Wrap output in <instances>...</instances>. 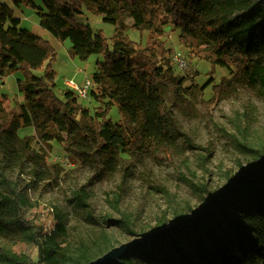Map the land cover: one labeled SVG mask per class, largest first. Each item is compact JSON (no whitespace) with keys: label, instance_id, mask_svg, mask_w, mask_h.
Returning <instances> with one entry per match:
<instances>
[{"label":"trees","instance_id":"trees-1","mask_svg":"<svg viewBox=\"0 0 264 264\" xmlns=\"http://www.w3.org/2000/svg\"><path fill=\"white\" fill-rule=\"evenodd\" d=\"M37 11L40 26L60 41L70 39L72 57L87 60L100 54L94 80L99 91L91 92L104 102L95 115L100 118L96 149L110 152L128 148L137 143L163 145L172 134L180 131L174 112L165 105V94L180 88L182 81L174 76L171 66L159 62L165 59V27L180 29V41L190 53L208 61L212 72L217 66L234 69L235 77L250 85L264 88V0H12ZM103 16L105 23L115 27L109 39L103 30L95 31L89 23L79 20L84 7ZM121 18L119 22L118 18ZM132 18V28L148 31L143 45L131 39L125 19ZM22 20L14 8L0 0V67L10 73L22 71L30 82L19 81L25 96L22 113L10 120L0 121V148L18 159L22 155L14 146L21 140L18 129L22 123L35 124L46 141H65L68 136L87 137L85 126L77 118H90L88 108L67 90L61 98L54 90L58 72L52 62L57 52L50 41L31 30L20 27ZM44 68L41 77L33 70ZM211 78L208 85L213 83ZM216 86V85H215ZM214 86V87H215ZM8 96L0 92V104ZM117 105L132 129L108 117ZM1 117V112H0ZM3 135V136H2ZM88 140L92 141L90 138ZM142 144V145H143ZM28 147V145H26ZM255 153V160L264 150L242 144ZM1 154H0V162ZM4 173V170H2ZM227 179L233 177L226 174ZM9 193L0 188V235L8 226L17 225L27 243L40 244L37 261L18 257L12 249L19 238L7 247L0 244V264H52L58 261L60 247L54 244L57 233L63 229L58 222L55 233L45 236L43 227L29 221L25 210L28 199L21 195L17 185L3 176ZM122 192H116L118 204ZM77 198L85 205L82 188ZM108 222H113L107 217ZM121 222L131 229L125 216ZM112 243L80 246L69 256L71 264H86L104 254ZM264 264V170L244 182L236 191L197 227L187 229L166 240L149 243L126 253L111 264Z\"/></svg>","mask_w":264,"mask_h":264},{"label":"rangeland","instance_id":"rangeland-1","mask_svg":"<svg viewBox=\"0 0 264 264\" xmlns=\"http://www.w3.org/2000/svg\"><path fill=\"white\" fill-rule=\"evenodd\" d=\"M3 1L21 18L20 27L40 35L55 48L57 57L52 65L58 74L53 87L61 98L67 91L66 79L82 82L89 78L98 93L94 75L102 55L94 54L87 60L72 57L71 40L62 42L43 29L37 11L24 5L17 7L12 0ZM37 2L42 4V0ZM79 20L89 23L95 31L103 30L109 39L114 34L115 27L86 6ZM118 20L122 21L120 17ZM124 23L129 26L131 39L144 45L148 31L133 29L132 18ZM179 35L180 29L173 25L165 27L163 39L169 52L159 62L165 68L171 66L174 76L183 82L180 88L167 91L165 105L174 112L184 136L173 133L163 145L152 141L110 152L98 151L96 132L100 118L95 112L104 102L91 93L79 99L88 108L90 118L77 116L87 137L75 138L65 133L63 143L46 141L35 124L22 123L18 136L29 140L14 143L22 155L16 159L0 148V188L9 193L5 175L28 199L25 216L29 221L43 227L54 218L56 228L58 222L63 225L54 240L60 247L55 264H71L69 256L82 245L106 242L120 246L193 216L228 182L227 173L235 176L254 162L255 153L242 144L264 150V88L236 78L234 69L217 66L212 72L211 64L192 55ZM177 57L184 60L181 66ZM33 72L41 77L44 68ZM211 78L214 82L208 85ZM19 81L34 79L26 78L22 71L10 73L0 67V92L8 96L0 104L2 122L22 113V105L26 104ZM108 117L128 130L134 126L117 105ZM78 188L85 194V205L76 196ZM119 189L122 195L115 204ZM125 216L131 221V229L121 222ZM107 217L113 222H108ZM7 228L0 235V244L7 247L19 238L12 246L13 252L37 261L40 244L22 240L23 233L15 224Z\"/></svg>","mask_w":264,"mask_h":264},{"label":"water","instance_id":"water-1","mask_svg":"<svg viewBox=\"0 0 264 264\" xmlns=\"http://www.w3.org/2000/svg\"><path fill=\"white\" fill-rule=\"evenodd\" d=\"M263 170L264 155L255 160L248 167L244 168L240 173L230 178L221 189L210 196L205 206L193 216L181 221H177L170 226L157 229L152 233L144 234L143 237L138 240L124 243L120 246H115L97 258L90 260L86 264H111L112 262L117 263L120 258L135 248L152 242L155 243L166 240L181 231L197 227L209 216L215 213L217 209L223 205V203L236 191L239 186Z\"/></svg>","mask_w":264,"mask_h":264},{"label":"built area","instance_id":"built-area-1","mask_svg":"<svg viewBox=\"0 0 264 264\" xmlns=\"http://www.w3.org/2000/svg\"><path fill=\"white\" fill-rule=\"evenodd\" d=\"M178 58V61L183 64L184 60L183 58ZM65 85L67 86V90H71L75 93V95L80 99H85L91 95V92L93 90L94 81L87 78L83 80L82 82H76L74 79H66ZM47 226H43V232L45 236H52L56 231V222L54 218L49 221Z\"/></svg>","mask_w":264,"mask_h":264}]
</instances>
